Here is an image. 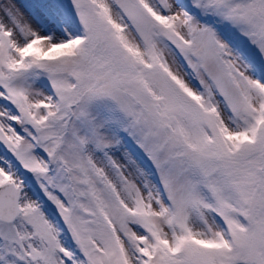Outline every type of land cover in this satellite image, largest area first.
I'll return each mask as SVG.
<instances>
[{
	"label": "snow or ice",
	"instance_id": "snow-or-ice-1",
	"mask_svg": "<svg viewBox=\"0 0 264 264\" xmlns=\"http://www.w3.org/2000/svg\"><path fill=\"white\" fill-rule=\"evenodd\" d=\"M0 264H264V0H0Z\"/></svg>",
	"mask_w": 264,
	"mask_h": 264
}]
</instances>
